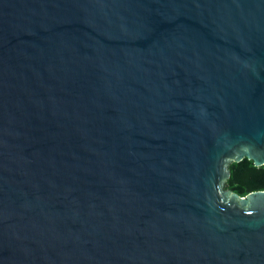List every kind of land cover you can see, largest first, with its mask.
Here are the masks:
<instances>
[{
  "label": "water",
  "instance_id": "water-1",
  "mask_svg": "<svg viewBox=\"0 0 264 264\" xmlns=\"http://www.w3.org/2000/svg\"><path fill=\"white\" fill-rule=\"evenodd\" d=\"M264 0H0V264H264Z\"/></svg>",
  "mask_w": 264,
  "mask_h": 264
},
{
  "label": "trees",
  "instance_id": "trees-1",
  "mask_svg": "<svg viewBox=\"0 0 264 264\" xmlns=\"http://www.w3.org/2000/svg\"><path fill=\"white\" fill-rule=\"evenodd\" d=\"M230 177L225 182L226 189L244 197L254 191H264V166L255 167L252 161L243 159L228 167Z\"/></svg>",
  "mask_w": 264,
  "mask_h": 264
}]
</instances>
